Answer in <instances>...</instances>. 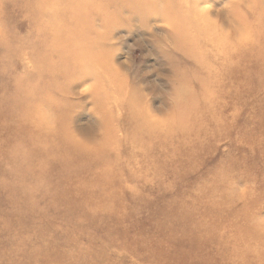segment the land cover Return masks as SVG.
Segmentation results:
<instances>
[{
  "label": "rangeland",
  "instance_id": "rangeland-1",
  "mask_svg": "<svg viewBox=\"0 0 264 264\" xmlns=\"http://www.w3.org/2000/svg\"><path fill=\"white\" fill-rule=\"evenodd\" d=\"M0 264H264V0H0Z\"/></svg>",
  "mask_w": 264,
  "mask_h": 264
},
{
  "label": "bare ground",
  "instance_id": "bare-ground-1",
  "mask_svg": "<svg viewBox=\"0 0 264 264\" xmlns=\"http://www.w3.org/2000/svg\"><path fill=\"white\" fill-rule=\"evenodd\" d=\"M81 0H67V2H68V4H69V2H73L74 4H76V2H80ZM85 1V0H84ZM84 8H86V7H84ZM69 9V8H68ZM70 12V11H69ZM68 13V12H67ZM77 16V14H76V12H75V15L73 16V17H76ZM99 63V62H98ZM97 63V64H98ZM89 66V65H88ZM100 66H101V64H100ZM97 67V66H96ZM107 68V67H106ZM91 69V68H90ZM103 69V71H104V68H102ZM95 72V71H94ZM106 79H108V77H106ZM111 84H115V81L114 80H110L109 81ZM31 120V119H30Z\"/></svg>",
  "mask_w": 264,
  "mask_h": 264
}]
</instances>
